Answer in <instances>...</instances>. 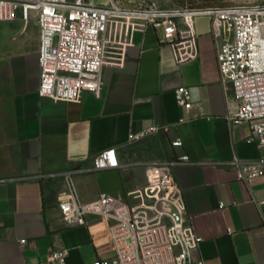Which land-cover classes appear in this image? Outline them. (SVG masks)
<instances>
[{
	"label": "crops",
	"instance_id": "1",
	"mask_svg": "<svg viewBox=\"0 0 264 264\" xmlns=\"http://www.w3.org/2000/svg\"><path fill=\"white\" fill-rule=\"evenodd\" d=\"M197 54L178 62L154 29L137 32L121 68L105 66L100 97L54 102L37 94L38 26L34 16L0 22V264H41L51 249H66V264L109 260L105 225L61 222L57 194L72 171L78 196L101 193L135 203L162 161L182 190L185 218L203 238L194 252L204 264H264V175L239 181L230 161H254L257 140L249 123L229 124L210 17L194 20ZM189 89L192 108L176 103ZM184 120V122H180ZM152 124L165 127L129 142ZM180 139L181 146L171 143ZM250 139V140H249ZM115 148L118 167L92 170V158ZM222 203L223 207H219Z\"/></svg>",
	"mask_w": 264,
	"mask_h": 264
},
{
	"label": "built area",
	"instance_id": "2",
	"mask_svg": "<svg viewBox=\"0 0 264 264\" xmlns=\"http://www.w3.org/2000/svg\"><path fill=\"white\" fill-rule=\"evenodd\" d=\"M18 13L24 20L34 16L38 26L37 94L54 102H79L85 91L100 97L103 67H123L135 33L148 27L160 43L175 49L178 62L195 59L194 20L209 16L227 105L225 118L229 124L249 123L259 151L254 161L234 158L230 163L239 181L247 183L264 175V0L205 8L162 7L154 0H0V22L15 20ZM174 93L178 105L192 108L187 87H177ZM161 129L166 130L152 124L131 133L128 141ZM171 145L182 142L176 139ZM181 161L190 162L182 156L158 163L156 181L136 190L133 204L106 193L82 200L72 171L65 173V186L57 194L63 225L84 226L90 217L105 225L113 256L93 264H204L193 257L203 238L185 218L182 190L172 173V166ZM91 162L94 171L119 166L115 148L99 152ZM66 255V249H51L41 264H66Z\"/></svg>",
	"mask_w": 264,
	"mask_h": 264
},
{
	"label": "rangeland",
	"instance_id": "3",
	"mask_svg": "<svg viewBox=\"0 0 264 264\" xmlns=\"http://www.w3.org/2000/svg\"><path fill=\"white\" fill-rule=\"evenodd\" d=\"M99 2L100 0H94ZM162 7L188 6L196 8H205L210 6L245 4L258 2L260 0H154ZM105 4V2H103Z\"/></svg>",
	"mask_w": 264,
	"mask_h": 264
}]
</instances>
